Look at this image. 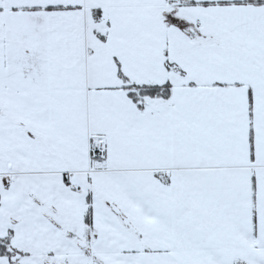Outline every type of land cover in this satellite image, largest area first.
Returning <instances> with one entry per match:
<instances>
[{
	"label": "snow or ice",
	"instance_id": "1",
	"mask_svg": "<svg viewBox=\"0 0 264 264\" xmlns=\"http://www.w3.org/2000/svg\"><path fill=\"white\" fill-rule=\"evenodd\" d=\"M0 264H264V0H0Z\"/></svg>",
	"mask_w": 264,
	"mask_h": 264
}]
</instances>
